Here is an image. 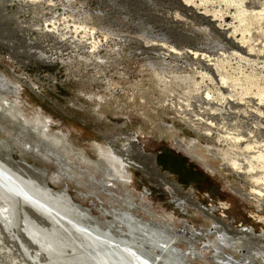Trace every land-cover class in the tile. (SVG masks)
Instances as JSON below:
<instances>
[{
    "label": "rangeland",
    "instance_id": "1",
    "mask_svg": "<svg viewBox=\"0 0 264 264\" xmlns=\"http://www.w3.org/2000/svg\"><path fill=\"white\" fill-rule=\"evenodd\" d=\"M0 73L19 86V97L7 96L16 98L21 116L51 121L52 131L90 159L101 143L129 163L128 191L146 194L151 206L137 207V215L207 233L194 240L200 254L188 262L264 264V191L253 192L264 187L233 165L249 168L251 151L264 143V0H0ZM204 97L214 102L207 121ZM10 124L0 111V152L47 167L48 184L67 190L92 221L104 227L117 220L121 203L76 171L53 176L57 166L23 150ZM167 151L170 160L186 156L204 178L183 183L176 166L158 164ZM187 194L194 203L179 204ZM196 204L232 227L220 256L213 241L224 246L223 232ZM1 233L0 264H22L15 238Z\"/></svg>",
    "mask_w": 264,
    "mask_h": 264
},
{
    "label": "bare ground",
    "instance_id": "2",
    "mask_svg": "<svg viewBox=\"0 0 264 264\" xmlns=\"http://www.w3.org/2000/svg\"><path fill=\"white\" fill-rule=\"evenodd\" d=\"M255 6V2H250V7ZM230 41L233 48L247 53L248 50L244 45L236 40ZM202 63L211 69L210 63ZM0 83L7 88L3 87L6 93L4 96L0 95L1 115L7 116L13 122L8 132L20 142L23 150L40 161L50 160L54 163L57 170L52 174L58 179L68 176L67 171H76L86 177L92 188L105 191L109 198L124 206V209H120L121 214L116 215L117 220L108 221L103 227L89 218L87 211L72 199L67 190L55 189L48 184L44 179L47 174L50 176L47 167L34 165L26 159H15L11 153L1 151L0 232H7L15 238L18 244L17 251L24 258L22 264H145V262L191 264L186 259L187 256L193 253L196 257L199 253L194 240L199 236H206V232L202 229H192L188 222L176 231L161 221L148 220L137 215L136 211L134 212L137 207L141 206L142 209L150 212L151 206L147 204L149 202L146 194L136 196L128 191L129 178H131L127 170L129 163L120 159L112 148L101 143H94L98 152L97 159H90L75 150L67 141L65 134L52 131L51 121L21 116L22 112L16 100L20 95V89L16 82L0 73ZM8 92L16 97L15 100H10L7 96ZM230 100L232 106L239 105L234 99L230 98ZM201 101L207 105L202 112L207 121L212 117L211 114H214L209 111V108H213L214 102L207 97L202 98ZM138 151L144 154L142 147H138ZM251 152L253 154L249 159L251 162L249 168L243 167L244 171H240L242 167L238 168L236 161L233 165L239 169V173L255 177L258 184L264 187V173H261L264 171V143L258 150ZM73 161L75 170L72 166ZM155 173L166 181V175H160L156 171ZM118 182H122L125 186L122 192L118 189ZM114 187L120 194L116 193ZM176 188L178 189L173 185V189L181 192L180 188L178 190ZM263 191V188H255L253 192L261 196ZM253 192L241 190L240 194L247 197L253 195ZM192 199V195L187 194L185 198L177 200L179 204L186 201L194 203ZM197 207L205 212V216H210L216 224L215 227L223 232L222 234L220 232V240L224 246L218 247L217 242L213 241V248L220 256L224 247H228L231 242L224 232L227 233L232 227L225 226L223 218H214L212 208L207 209L198 205ZM187 235L191 238H187ZM181 244L188 249L182 248ZM190 248H194L193 251H189ZM228 258L221 259L220 264H237V261Z\"/></svg>",
    "mask_w": 264,
    "mask_h": 264
},
{
    "label": "trees",
    "instance_id": "3",
    "mask_svg": "<svg viewBox=\"0 0 264 264\" xmlns=\"http://www.w3.org/2000/svg\"><path fill=\"white\" fill-rule=\"evenodd\" d=\"M168 155H171V152L170 154L161 155L160 158L157 159L158 164L164 168L170 164L176 166L177 168L173 167V169L179 174L180 180L183 183H185L186 178H196L197 175L204 178V172L195 168L190 162H188L186 156H183L182 154H173L175 157L174 159L170 160V156Z\"/></svg>",
    "mask_w": 264,
    "mask_h": 264
},
{
    "label": "snow or ice",
    "instance_id": "4",
    "mask_svg": "<svg viewBox=\"0 0 264 264\" xmlns=\"http://www.w3.org/2000/svg\"><path fill=\"white\" fill-rule=\"evenodd\" d=\"M145 264H147V262H145Z\"/></svg>",
    "mask_w": 264,
    "mask_h": 264
}]
</instances>
